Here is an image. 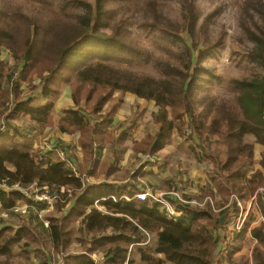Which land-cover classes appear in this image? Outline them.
I'll return each mask as SVG.
<instances>
[{
  "label": "trees",
  "instance_id": "16d2710c",
  "mask_svg": "<svg viewBox=\"0 0 264 264\" xmlns=\"http://www.w3.org/2000/svg\"><path fill=\"white\" fill-rule=\"evenodd\" d=\"M28 1L40 11L34 22L16 16L14 21L21 25L12 27L7 10L2 13L4 18H0V49L5 47L17 65L15 71L10 67L5 71L6 64L0 58V256L6 258L0 264H11L8 259L15 256L14 247L28 258L30 241L40 246L37 250L42 254H38L39 262L50 264L46 251L41 250L44 246L42 238H45L47 248L50 243L49 249L62 256L60 264H134L135 259L131 256L135 254L146 264H216L226 225L218 218L219 214L215 215L212 208L188 212L187 205L171 201L183 214L179 219L171 220L163 205L150 198L144 201L136 198L137 194L148 191L153 195L159 193L150 188L147 191L138 172L121 178L117 175L122 159L120 150L129 135L125 132L117 136L107 134L100 121L106 122L108 119L105 118L120 106L122 99L115 97L116 93H130L154 102L158 111L153 120L158 130L134 144V155L158 154L173 132H183L188 127L193 138L201 142L190 146L196 159L212 164V188L207 194L214 195L215 189L224 201L223 206L234 193L243 201L257 195L264 218V193L260 191L264 189V0H243L238 16L246 44L251 42L253 45L247 47L245 58H249L258 71L253 77L233 81L236 94L233 99L223 98L220 104L208 102L210 112L200 110L194 99L197 76L204 72L200 66L203 50L212 47L210 43L201 45L197 38L198 0H174L179 3L184 19L182 30L176 34L170 33L158 21L145 25L180 42L177 54L169 60H156L153 54L128 45L125 39L129 29L127 33L123 29L124 20L110 24V29L117 30L114 35L102 33L107 23L114 19L108 5L110 0H64L66 4L78 5L83 14L79 15V31L63 32H58L56 17L61 16L57 12L61 9L57 0H38L37 4ZM135 5L138 6L136 0ZM148 6L155 16L162 15L155 5L149 3ZM19 31L23 34L24 47L14 49V34ZM89 42L97 45L93 48L84 46ZM107 45L114 46L115 50H108V54L97 50ZM201 47L203 50L198 52ZM125 48L138 51L147 65L155 64L156 60L158 66L153 65V68L157 74L136 67L138 61L135 65H126L127 60L115 57L118 49L125 52ZM102 57L106 61L113 60L106 62ZM68 65L72 75L64 78ZM47 72L49 75L45 76ZM29 74L42 80L41 85H32L30 91H39L44 106L32 107L37 97L23 96L25 90L20 91L21 81ZM63 78L60 82L74 80V106L64 111V117L57 124L52 114L54 100L59 95L55 86ZM109 103L112 105L107 109ZM168 109L172 110V121L168 119ZM15 119L44 128L58 126L62 133L79 134L83 158L81 162L75 160L76 170L67 167L58 155L48 158L43 155L38 161L35 157L38 155H31L25 147L27 151L22 150V146L15 143V138L22 137L20 132L2 130L7 126L6 120ZM249 135L255 136L263 151L259 162L261 169L246 177L244 171L256 154L255 145L245 141ZM100 136L106 139L101 141ZM211 137L217 140L212 141ZM103 144L111 146V161L101 162L98 156V148ZM102 178H113L117 183L109 185L101 181L96 186L92 184L98 182L90 183L91 179ZM3 186L10 189H3ZM32 187L46 190L42 194L49 200L33 199L21 191L29 192ZM100 189L107 190L102 193ZM179 191L173 187L167 192ZM53 202L52 211L56 213L43 219L42 214L49 211ZM23 203L27 208L20 212ZM232 210L239 212L236 202L232 204ZM225 213L228 214V210ZM5 215L17 216L24 222L15 229L2 224ZM76 223L80 224L79 228ZM252 223L250 215L248 224ZM250 229L248 232L260 244L254 251L253 264H264V221L260 227ZM77 233L80 250L84 252L64 256ZM131 244L134 246L129 247ZM99 249L105 258L103 262L96 261L91 255Z\"/></svg>",
  "mask_w": 264,
  "mask_h": 264
},
{
  "label": "rangeland",
  "instance_id": "374dc122",
  "mask_svg": "<svg viewBox=\"0 0 264 264\" xmlns=\"http://www.w3.org/2000/svg\"><path fill=\"white\" fill-rule=\"evenodd\" d=\"M37 4L38 0H31ZM138 6L135 5V0H110L108 5L113 11L114 19L107 23V27L102 29V33L106 35H114V31L110 29V24L120 22L124 20L123 29L127 33L129 29V36L126 37L125 41L128 45L133 47L138 51L148 52L149 55L153 54L156 60H169L173 59V56L177 54L180 42H175L167 34L160 32L159 30L151 29L145 25H150L155 21L163 24L169 29L170 33H178V30H182L184 19L181 16V10L179 3L174 0H136ZM243 0H198V11L200 13V21L197 25V38L201 45L205 43H210L212 47L210 48H200L198 52H203V59L200 66L204 70L201 74L197 76L198 81L195 82L194 87V99L198 102L200 110H207L210 112V108H207L208 102H215L216 104L221 103V99L228 98L233 99L236 94L233 92V81L240 80L246 77H253L257 73L258 68L256 65L245 58V52L247 47L253 46L252 43L246 44L245 34H243V28H241L238 16L239 9L243 4ZM150 4L155 5V9L162 12V15H154L153 11L148 6ZM56 4L61 9L57 11L61 16L57 18L58 32H63L67 30L79 31V15L83 14V10L76 4H66L64 0H57ZM8 11V20L12 23V27H18L21 25L20 22H15L14 20L22 18L25 20H30L34 22L38 18L40 11L35 6L31 5L28 0H0V18H4L2 13ZM33 27V25H31ZM15 43H12V48L19 49L24 47V38L22 32H16L14 34ZM205 41V42H204ZM93 48L96 42L86 43L84 46ZM81 48L80 50H82ZM115 50L114 46L107 45L105 48H97V50L105 51L108 54V50ZM85 51V50H84ZM117 58L122 60H127L126 65H135L136 61L138 63L136 67H140L142 70L150 73L157 74L154 66H158L156 60L155 64L147 65L146 59L142 57L138 51L131 52L125 48V52L117 50ZM0 58L6 64L4 68L7 71V67H10L14 71L17 68L16 61L10 54V52L5 48L0 49ZM104 57H102L103 59ZM198 55L195 56V61ZM113 58L109 59L112 61ZM106 61V59H103ZM106 61V62H109ZM117 65V62H113ZM154 65V66H153ZM68 65L64 71V78L70 77L72 75V70ZM48 76L49 73H44ZM58 80L55 86L56 90L59 91L58 97H54V109L52 111L53 116L60 121L64 117V111L66 109L72 108L70 105V100L72 99V83L73 79L69 82H60ZM55 79V78H54ZM42 80L37 77V75L29 74L25 81H21L20 91L25 92L23 96L29 95L30 98L37 97L32 107H41L45 105L44 101L38 100L41 98L39 91L33 93L30 91L32 85H41ZM60 83V84H59ZM115 97L121 98L122 102L118 109L109 117L106 122L101 123V128L107 133L113 136L119 135L121 132H125L129 135V138L124 146H122L121 162H120V172L117 174L124 177L128 173H140V182L144 185L145 189L150 188L152 191L154 189L157 193L167 192L173 187L179 188V194L184 197L185 200L189 201L188 212L190 210H207L212 208L214 214H219L218 218L226 217L224 231V245L218 250V256L216 257V264H253V254L254 251L260 244L252 237L248 229L260 227L263 224L264 218L260 210V199L255 198V204L253 205V213L251 215L253 225L245 223L240 231L230 232L229 224L232 220L233 213L228 210V214L224 211V202L217 191L214 189V195H208L207 190L212 188L210 182L212 164L210 165L207 161L198 162L194 153L191 151L190 146L200 145L201 142L193 138V135L188 127L185 128L183 132L175 131L173 132L172 138L167 143L164 149H162L158 154L154 156L139 155L135 156L133 153L134 144L140 142L148 133L155 134L158 130V126L154 123L153 117L158 111L156 104L152 101H146L144 99L138 98L133 94L116 93ZM74 103V102H73ZM112 103L107 105V109L110 108ZM169 111V120H173L172 110ZM55 118V120H56ZM16 120V119H15ZM18 120V119H17ZM56 120L58 124L59 121ZM22 121V120H21ZM24 124V121H22ZM176 123V121H175ZM2 128L3 131H16L19 128L22 137L15 138V143H18L28 149L29 153L37 157V160H41V157L45 155H53L57 157V153L54 152L55 148L63 150L68 156L74 158V161H82V152L80 148V137L79 134H68L62 133L58 126L55 127H39L36 125H21L19 122L14 120H6V123ZM33 125V126H32ZM36 127L42 128L37 129ZM67 128H70L66 125ZM133 129V131H132ZM28 133H32L35 138H29ZM105 136H100V140H105ZM212 141H216V137H211ZM9 141V140H5ZM246 143L254 144L256 154L254 156L253 162L248 165L244 171L246 177H250L255 173V171L260 168L261 153L263 148L257 143L255 136L249 135L245 139ZM1 143V141H0ZM14 144V142H13ZM46 149H52L47 150ZM27 151V150H24ZM51 152V153H49ZM98 156L102 161H111L112 152L111 146L109 144H103L102 148H98ZM52 157V156H49ZM148 165V166H147ZM37 167H41L37 164ZM146 167V168H145ZM129 180V178L127 179ZM107 183L109 185H116L117 181L113 178L107 179H91L90 183H95L92 185H99L101 183ZM4 189V186H3ZM21 189V188H20ZM107 189H100L102 193H105ZM25 194L28 193L29 197L33 199H40L42 195V190L38 187H32V190L21 189ZM264 193V189L260 190ZM71 192V191H70ZM138 195V194H137ZM136 195V198H137ZM234 195L237 196L236 193ZM231 197V196H230ZM239 197V196H238ZM211 198V199H210ZM254 198V196H253ZM208 199V201H206ZM230 199V198H229ZM252 198L243 201L240 199L244 209L246 210ZM264 200V196L262 197ZM54 202L51 205L49 211L42 214L44 219L50 214H55L53 210ZM210 206V207H208ZM27 208L26 204H22L21 210L25 211ZM234 212V210H233ZM236 213V212H235ZM238 213V211H237ZM183 215L182 213L180 214ZM189 216V213H185ZM180 216V217H181ZM179 217V218H180ZM178 218V219H179ZM229 218V223L227 219ZM2 224L7 226H12L15 229L23 224V220L15 217H9L5 215ZM249 225V226H248ZM77 228L80 227L79 223H76ZM247 228L246 232L245 229ZM76 236L73 237V243L71 248L64 252L65 255H77L84 251L80 250L79 242ZM44 246L41 250H45L47 253V259L50 264H60L62 262V256L58 253L49 249L51 244H48V248ZM153 240V238H151ZM30 254L28 258L19 254L18 248L14 247L12 252L15 254L9 258L11 264H41L39 262V255L37 252L38 247H40L35 242L30 241ZM144 246L145 245H140ZM262 247V246H261ZM263 248V247H262ZM87 253V252H85ZM39 254V255H38ZM93 258L98 262L104 261V255L102 250L99 249L91 254ZM161 257H164L163 255ZM131 258L135 259L134 264H146L141 262L139 255H132ZM230 258L232 260H230ZM6 258L0 256V261H4Z\"/></svg>",
  "mask_w": 264,
  "mask_h": 264
},
{
  "label": "built area",
  "instance_id": "2783aa9c",
  "mask_svg": "<svg viewBox=\"0 0 264 264\" xmlns=\"http://www.w3.org/2000/svg\"><path fill=\"white\" fill-rule=\"evenodd\" d=\"M52 150V149H49ZM54 151L57 153L58 157L61 159V161L70 169H72L73 171L76 170V161H74V159L70 156H68L63 150L59 149V148H55ZM10 189L6 186H4V189ZM257 197V195L254 196V198L252 197L248 208L245 210L242 203L240 202V198L238 197V195H231L227 205L224 206V211L225 210H230L231 213H233V217L232 220L230 221L229 224V231L230 232H235V231H240L245 223H248L249 217L250 215H252L253 213V205L255 204V198ZM137 198L144 201L147 198H150L154 201H156L157 203L163 205L166 208V216L168 219L171 220H177L178 217H180L181 213H179L176 208L174 207V205L172 204L171 201H173L174 203H179V204H183V205H189L190 202L185 200L184 197L182 195L179 194V192H162L159 193L158 195H153L151 192H147V193H142V194H138ZM41 200L42 199H48V197L46 195H41ZM211 199V198H210ZM49 200V199H48ZM206 201H208V199H206ZM209 202V201H208ZM236 202L238 207H239V212L235 213L232 210V204ZM20 212H24L21 210V207L19 208ZM227 223H229V218L227 219ZM222 236L224 237V231L222 233ZM224 243H222L220 245V247L218 248V250L223 247ZM134 245L131 244L129 247H133Z\"/></svg>",
  "mask_w": 264,
  "mask_h": 264
},
{
  "label": "crops",
  "instance_id": "0c3cea01",
  "mask_svg": "<svg viewBox=\"0 0 264 264\" xmlns=\"http://www.w3.org/2000/svg\"><path fill=\"white\" fill-rule=\"evenodd\" d=\"M39 101H44V100H42V99L40 98ZM39 101H38V102H39ZM72 104H74V103H73L72 100H70V105H72ZM72 106H73V105H72ZM55 118H56V116H55ZM56 120H58V119L56 118ZM14 121H15V122H19L21 125H26V126L31 125V124H24L21 120H17V119L14 120ZM58 121H59V120H58ZM32 126H33V125H32ZM36 128H37V129H42V128H39V127H36ZM17 129H18V130H16V131H20L18 127H17ZM20 133H21V132H20ZM21 134H22V133H21ZM27 136H28L29 138H33V139L35 138V136H34L32 133H28ZM47 150H49V149H46L45 151H47ZM51 151H53V150H51ZM49 153H51V152H49ZM49 156H51V155H47L46 158H48Z\"/></svg>",
  "mask_w": 264,
  "mask_h": 264
},
{
  "label": "water",
  "instance_id": "95a60500",
  "mask_svg": "<svg viewBox=\"0 0 264 264\" xmlns=\"http://www.w3.org/2000/svg\"><path fill=\"white\" fill-rule=\"evenodd\" d=\"M225 220H226V217H223V218H222V222H224Z\"/></svg>",
  "mask_w": 264,
  "mask_h": 264
}]
</instances>
